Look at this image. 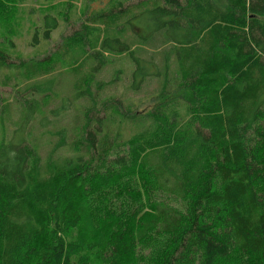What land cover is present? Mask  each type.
Here are the masks:
<instances>
[{"label":"trees","instance_id":"1","mask_svg":"<svg viewBox=\"0 0 264 264\" xmlns=\"http://www.w3.org/2000/svg\"><path fill=\"white\" fill-rule=\"evenodd\" d=\"M43 18L49 39L58 20ZM87 19L41 58L0 47V84L16 86L3 109L17 114L0 144V264H264V0H117ZM115 54L130 90L156 80L146 93L169 97L147 116L132 107L124 144L114 121L132 102L114 79L128 70L102 78ZM182 88L190 98L171 96ZM64 109L70 154L43 158L29 137ZM135 174L146 210L94 212L97 192Z\"/></svg>","mask_w":264,"mask_h":264},{"label":"rangeland","instance_id":"2","mask_svg":"<svg viewBox=\"0 0 264 264\" xmlns=\"http://www.w3.org/2000/svg\"><path fill=\"white\" fill-rule=\"evenodd\" d=\"M113 1L117 0H0V47L7 49L6 51H8L9 58L15 62H19L22 59L41 58L48 53L56 51L63 43L64 39H66V36L71 35L77 30L79 24H89L90 22L87 16L92 12L99 11ZM122 1L125 3L134 2V0ZM44 14H48L49 16L53 15L58 20L57 27L50 32L49 39L44 38V30L46 28L43 18ZM35 32L37 33L36 37L38 41L33 44ZM129 34L130 32L127 30L124 36L129 38ZM123 57L124 56L116 54L112 55V58H116L118 61H113L111 69L109 66L108 71L102 78L107 82L111 73L120 66L128 70L126 74L123 75L121 72L118 74L119 77L114 79L116 93L120 94L126 102H132V105L126 107L127 112L123 116H116L114 121L124 144L133 138L136 133V126L131 122L129 117V112L132 107H134V113L136 115L147 116L151 114L150 112L157 103L169 97L160 93L151 96L146 93L149 87L154 88L157 85V88H159L158 81L156 80L144 85V89L137 94L130 90L128 73L132 68V63ZM59 72L60 71L56 72L54 80L58 78V74L61 73V75H63L62 72ZM47 78L48 77L39 78L41 79L40 83L44 82L45 84ZM30 81L33 80L24 81L23 77H21L18 80V82H20L18 88H23L24 84ZM14 91H16V86L13 89L0 84V144L1 141L12 138L11 136L14 131L13 121L17 118L15 109L12 107V112L9 113L6 112V109H3L5 103L14 102ZM70 92L71 90H67L63 94L66 95ZM24 95H29V93L25 91ZM174 95L188 99L191 93L188 89L182 88L171 94V96ZM55 96L57 99L60 97L58 94ZM143 98H150V100L139 102V99ZM52 103L53 102L47 99H42L41 112L43 108L45 109V107L50 108L53 106ZM77 104L79 105L80 101ZM69 110L70 109H64L58 112V115L56 113L53 114L50 110H46L44 115L48 117V129L44 133V137H29L43 158L47 157L51 148H57L56 152L59 156L70 154L68 148H71V144L69 143L71 140L69 138H57V133L62 131V126H68L69 123H71V111ZM151 125L154 124L151 123ZM37 131L38 127L36 126L34 128L35 134H37ZM51 132H53V134L49 137ZM45 160H47V158ZM128 194L131 195L129 196ZM110 205L124 217L126 214H131L136 208L142 210L141 212L147 209L148 205L145 202L144 184L139 174L134 175L131 186L118 188L114 193L101 190L97 192L93 206L94 212L100 214L103 207ZM123 221L126 222L125 219ZM73 236H77L76 231ZM135 250L141 255L148 254V249L145 246L142 247L139 241L136 242ZM92 258L93 257L90 259ZM148 264H150V260H148Z\"/></svg>","mask_w":264,"mask_h":264}]
</instances>
